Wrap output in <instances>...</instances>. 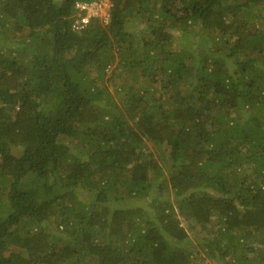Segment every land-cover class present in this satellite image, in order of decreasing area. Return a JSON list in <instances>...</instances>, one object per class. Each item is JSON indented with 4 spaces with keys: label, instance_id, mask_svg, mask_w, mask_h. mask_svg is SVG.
<instances>
[{
    "label": "trees",
    "instance_id": "16d2710c",
    "mask_svg": "<svg viewBox=\"0 0 264 264\" xmlns=\"http://www.w3.org/2000/svg\"><path fill=\"white\" fill-rule=\"evenodd\" d=\"M75 1L0 0V264H264V0Z\"/></svg>",
    "mask_w": 264,
    "mask_h": 264
},
{
    "label": "built area",
    "instance_id": "2783aa9c",
    "mask_svg": "<svg viewBox=\"0 0 264 264\" xmlns=\"http://www.w3.org/2000/svg\"><path fill=\"white\" fill-rule=\"evenodd\" d=\"M109 0H77L73 4L71 27L75 31L84 29L92 19L107 22Z\"/></svg>",
    "mask_w": 264,
    "mask_h": 264
},
{
    "label": "rangeland",
    "instance_id": "374dc122",
    "mask_svg": "<svg viewBox=\"0 0 264 264\" xmlns=\"http://www.w3.org/2000/svg\"><path fill=\"white\" fill-rule=\"evenodd\" d=\"M192 45H193V43H192ZM110 70H111V67L110 68H108V70H107V73H106V77H107V75L108 74H110ZM109 88H110V91H111V96H112V99H113V101H115V102H120V98H121V92L119 91V89L117 90L116 88H115V85H113V82H111V84L109 85ZM13 152L14 153H16V154H19V153H21V151L19 150V149H17V148H13ZM155 195H157L156 197H159V195H158V193H157V191H156V194ZM155 197V196H154ZM137 204H139V205H146V204H148V199H146V200H142V201H140V202H138ZM185 225V224H184Z\"/></svg>",
    "mask_w": 264,
    "mask_h": 264
}]
</instances>
